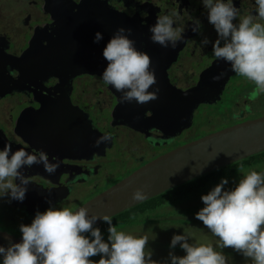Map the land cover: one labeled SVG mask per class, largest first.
<instances>
[{
  "label": "flooded vegetation",
  "instance_id": "1",
  "mask_svg": "<svg viewBox=\"0 0 264 264\" xmlns=\"http://www.w3.org/2000/svg\"><path fill=\"white\" fill-rule=\"evenodd\" d=\"M81 1L52 0L48 5L46 0H0V37L5 38L3 47L6 53L19 58L30 43L37 40L42 41L45 47L49 46L59 41L60 35L65 32L60 30L59 22L66 26L72 24L75 34L80 35L76 38L78 58L69 59L68 63L77 66L81 61L83 41L92 44L88 30L103 32L107 35L106 42H109L119 28L131 29L129 38L135 41L136 48L151 57L157 84L149 91L156 92L158 88V99L143 105L123 103V94L103 82V73L76 74L70 67L60 74L55 68L49 70L51 65L56 66L49 57L36 55L37 60L31 67L34 68L32 76H23L20 65L18 68L9 65L7 75L12 90L0 98V147H4L5 140H8L12 152L21 148L29 153L32 149L43 150L49 155L51 163H56L52 157H58L60 161V167L54 174L46 172L42 164L21 169L26 177L32 178L23 202L10 197L0 198V220H3L0 229L16 236L22 235L14 233V228L30 225L36 213H43L41 208L53 203L58 196L62 195L63 199L56 201L51 208L71 207L81 200L73 198L83 192L87 186L83 184L87 181L96 182L94 187H98L100 194L160 155L200 137L264 116V95L255 101L248 100L255 85L237 76L227 62L215 59L213 45L219 37L209 23L208 11L202 0H84L82 4ZM233 3L242 16L258 15L255 0H233ZM83 5L91 12L101 14V19L98 21L97 14H93L85 19L81 29L79 18L74 16L79 15ZM172 13L181 17L173 27L183 26L185 29L175 49L171 44L164 48L153 43L149 31L158 16ZM4 18L10 19L8 31L2 25ZM196 21H199L200 29L194 32ZM234 23L238 24L239 19ZM66 38L70 37L61 41ZM205 38L209 41L207 45L202 43ZM94 57L91 61L97 63ZM221 73V79L214 82L213 76ZM239 81H242V86ZM238 83L243 89L242 95ZM206 97L217 99V102L201 103L194 111L191 127L179 133V99H184L180 103L181 111L183 106L191 105V101ZM219 103L224 109L218 113L209 112L213 115L208 117L210 125L219 123L212 130L193 134L198 110L218 111L219 108L214 106ZM259 104L262 106L260 111L256 109ZM246 105H250L249 111L245 110ZM112 150L115 151L113 161L102 164L101 161L104 162ZM117 165L120 166L117 171L121 173L115 179L107 176L108 167L115 168ZM105 182L109 185L102 188ZM17 183H20L19 180ZM43 188L52 189L56 194L51 192L42 197L38 191ZM34 199H38L41 205L33 206L30 211L15 207L25 202L31 204ZM149 200L139 204L135 210L147 206L145 203ZM15 215L24 218L18 225L11 223ZM169 218L172 222L174 217Z\"/></svg>",
  "mask_w": 264,
  "mask_h": 264
},
{
  "label": "clouds",
  "instance_id": "2",
  "mask_svg": "<svg viewBox=\"0 0 264 264\" xmlns=\"http://www.w3.org/2000/svg\"><path fill=\"white\" fill-rule=\"evenodd\" d=\"M202 3L219 37L213 45L215 59L227 62L237 76L255 85L247 97L255 101L264 94V23H261L264 0H255L258 15L243 16L233 0H202ZM237 18L238 24L234 23ZM180 19L176 13L158 16L156 24L149 28L152 42L164 48L171 44L175 49L185 31L183 26L173 27ZM195 23L194 32L200 29L199 21ZM131 34V29L119 28L103 49L107 67L102 80L123 94V103L143 105L157 100L159 89L149 91L157 84L152 60L149 54L136 48L135 41L129 38ZM102 39L103 35L97 32L94 42ZM202 43L207 45L209 41L205 38ZM222 75L213 76V81H219ZM245 110L249 111L250 105ZM52 160L56 163H51L43 150L32 149L29 153L21 148L12 152L11 145H5L0 150V198L23 202L32 178L26 177L21 169L42 164L46 172L54 174L60 161L58 157ZM227 184L228 180L222 179L201 197L205 207L195 218L218 238L217 247L232 248L253 264H264V173L253 170L244 174L234 190H224ZM133 199L143 201L146 195L137 189ZM101 218L109 225V242L104 241L99 228L93 227ZM20 232L21 242L11 243L7 248L0 246L2 264H157L146 249L147 235L136 237L118 231L111 217H90L85 207L75 212L69 207H50L43 213L37 212L31 225H21ZM189 239L186 234L173 236L171 247L179 245L186 255L170 253L171 264H227V257L213 245L193 244ZM97 255L101 256L98 262L91 259Z\"/></svg>",
  "mask_w": 264,
  "mask_h": 264
},
{
  "label": "water",
  "instance_id": "3",
  "mask_svg": "<svg viewBox=\"0 0 264 264\" xmlns=\"http://www.w3.org/2000/svg\"><path fill=\"white\" fill-rule=\"evenodd\" d=\"M46 1L49 5V1L52 0ZM83 2L84 0L81 1V4ZM78 14V16L76 14L74 17H77V19L79 18L81 29L84 28L85 19L90 18L93 14H97L96 18L98 21L101 19V14L91 12L87 9L86 5H83L81 12ZM59 27L61 31H65L60 35L59 41L57 40L55 43L46 47L40 40L33 41V43H30V47L19 58L6 53L3 47L5 38L0 37V98L9 94L12 90L10 88L11 81L7 75L9 68L7 67L11 65L14 66L12 68H18L20 65L23 76H32L31 73L34 72V68L31 67L34 66L32 64L37 60L36 55L49 57L54 60L56 66L51 65L49 70L55 68L60 74L67 72L71 69L70 67L74 68L76 74L90 73L91 71H97L100 74L104 72L107 67V61L103 58V49L108 43L106 42L107 35L103 32H99L103 35V39L99 43H95L94 40L97 32L88 30L92 38V44H88L89 41H83L84 45H81L80 48L81 61L78 62L79 65L71 66L68 60L78 58L75 52L78 48L76 38L80 35L75 34V27L72 26V24L66 26L59 22ZM66 31H69V33ZM64 37L70 38L61 41ZM91 56L97 58V63L91 61L93 58H91ZM60 58H64V60L61 61ZM183 101L184 99H179L178 101L177 116L179 133L184 128L191 127L194 111L201 103H216L217 99L209 100L207 97L206 99H196L191 101V105L183 106L180 111V103ZM5 145H10L8 140H5ZM5 145L3 146L5 147ZM4 147H0V149L2 150ZM262 152H264V116L224 128L160 155L73 211L75 212L78 211L79 208L85 207L90 217H103L107 215L113 218L177 186ZM35 187H37L36 184ZM137 189L143 190L146 199L143 201L133 199V193ZM51 192L56 194L55 191L52 189L48 190L47 188L38 191L42 197L50 195L49 193ZM63 196L66 197L67 194ZM62 199V195L58 196L53 203L45 205L40 211L44 212L52 207L56 201H61ZM38 205H41L40 201L34 199L31 201V204L25 202L15 207H21V209L30 211L33 206ZM103 222L101 218L96 221L93 227L100 226ZM21 241L22 236H16L0 229V246L7 248L11 243H19ZM2 259L3 258L0 257L1 262Z\"/></svg>",
  "mask_w": 264,
  "mask_h": 264
},
{
  "label": "rangeland",
  "instance_id": "4",
  "mask_svg": "<svg viewBox=\"0 0 264 264\" xmlns=\"http://www.w3.org/2000/svg\"><path fill=\"white\" fill-rule=\"evenodd\" d=\"M2 25L5 26V30L8 31V29L11 27L10 24V19L9 18H4L2 20ZM241 86L243 85L242 81H239ZM238 86L240 88V93L241 95L243 94V89H241L239 83ZM264 95V94H263ZM241 104V103H240ZM221 103H219L218 105L214 106L215 108H219L218 111H214V110H205V108H202L200 110H198L197 112V123L196 125H194V132L193 134H200V132L202 130H212L213 129V125H210L208 123L209 120V116L213 115L209 112H214V113H218L221 110L224 109V107H220ZM264 106V105H262ZM261 104H259L256 109L260 111V109L262 108ZM241 109H242V105H241ZM4 110V108H3ZM212 119H210L211 121ZM115 157V151L112 150L108 157L106 158V160L101 161L102 164H106L105 161H113ZM126 168V167H125ZM120 169V166L117 165L115 168L113 166L108 167V172L109 174L107 176H111L114 179L119 175V173L117 170ZM259 171H257L256 168H252L250 170H246V171H238L235 175H232L229 178H234L231 181V186L228 188H225L224 190L228 191V190H234V188L238 185L240 179L243 178V175L250 172V171H257L260 173H264V165L260 166ZM123 170V169H122ZM121 170V171H122ZM106 178V177H103ZM107 180V178H106ZM96 183V182H95ZM94 182L91 181H87L85 184L83 185H87L85 189H83V192L79 195H76L73 199L78 198L81 199L79 201H77V203L75 204L73 201H71L72 203H74L71 207V210L78 207L77 205L79 203L83 204L84 202L88 201L89 199H91L92 197H94L95 195H97L100 191L98 190V187L95 188ZM97 184L99 185V180L97 181ZM79 185V184H78ZM109 184L106 185V182L102 185L105 187H108ZM102 190V189H101ZM212 189H206V190H202L198 193H196V199L191 200V203L189 205H187L184 208H178L183 204L182 200H177L176 204L174 207H171L169 213H171L170 215L173 217L177 216L176 211H183L181 209H188L190 210L191 216L189 215L187 218H185L184 223L187 222H192L194 220V223L192 225H181L177 222H175V225L173 222H171V224L169 223V221L167 222L169 225V230L166 231V229L161 230V225L159 222H152V223H148V222H144V220L142 219L141 216H137L135 221H130V220H126V218L129 216L131 217V219H133L136 215H139L142 211L145 210H151L150 207L151 206H144L142 209L140 210H132L129 211L128 214L127 213H122L114 218H112V223L113 226H116L118 231H124L128 234L134 235L136 237H141L143 235H147L149 238L148 244L146 246V249L148 251H150L152 253V259L154 261L157 262V264H171V260H170V253L179 256V257H183L186 255V253L184 252V250L179 247L176 246L174 249L171 247V241L174 235H188L189 236V243H193V244H211L214 247H216L217 251H221L226 257H227V264H253V262L251 261L250 258H245L241 253L236 252L234 249L232 248H223L220 249L219 247H217L218 244V238L213 236L212 233L210 232V230H208L202 223V221L197 220L195 217V212L200 211L203 207H205V205L203 204L201 197L203 195H207ZM72 199V200H73ZM160 216L162 214H165L164 210H161L159 212ZM16 216V215H15ZM166 216V215H165ZM0 218H1V214H0ZM24 218L20 217V216H16V218H14L11 223L12 225H18L20 223V221H23ZM159 221V219L157 220ZM3 223V220H0V224ZM165 223V222H164ZM177 223V224H176ZM31 225V224H30ZM154 227V230H152ZM94 228H99L101 230V234L104 238L105 242H109L108 241V236H109V232H108V228L109 225L105 222L101 223L100 226H96ZM13 232L16 233L17 235H22V233L20 232V228H14ZM90 239H94L93 237H91L90 233L86 234ZM101 258V256L97 255L95 257H92L91 259H93L94 261H99V259ZM2 264V262H1Z\"/></svg>",
  "mask_w": 264,
  "mask_h": 264
},
{
  "label": "trees",
  "instance_id": "5",
  "mask_svg": "<svg viewBox=\"0 0 264 264\" xmlns=\"http://www.w3.org/2000/svg\"><path fill=\"white\" fill-rule=\"evenodd\" d=\"M263 165H264V152L254 155L240 162H237L235 164L223 167L203 177H200L183 185L177 186L176 188H173L165 193L156 196L154 199H150L147 203H145V205L151 206L150 207L151 210H145V211L141 210V213L139 215H136L133 219H131V217L128 216L126 220L135 221L137 216H141L144 222H148V223L159 222L161 225L160 227L161 230L167 228L166 229L167 231L169 230V225L167 222L169 221V223L171 224L169 218L171 216L170 215L171 213H169L171 209L169 208V206H175L177 200L183 201L184 206L181 208H184L191 203V200L196 199V193L206 189H214L215 186L221 183L222 179L228 180V184L225 185V188H228L231 186V181L234 179L229 177L235 175L241 169H243V171H246L252 168H256L257 171H259L261 170L260 166ZM137 208H139V205L138 207L136 208L134 207L131 210H127L123 213L128 214L129 211L135 210ZM161 210H164L165 214H162L160 216L159 212ZM181 210L183 211H179V210L176 211L177 216L172 219V222L174 224L175 222L177 223L180 222L179 224L181 225H192L194 223V220L192 222L189 221L187 223H184L185 218H187L189 215L191 216L190 210L188 209H181ZM198 212L194 211L193 213H195L196 215V213ZM156 219H159V221H157ZM152 230H154V227Z\"/></svg>",
  "mask_w": 264,
  "mask_h": 264
}]
</instances>
